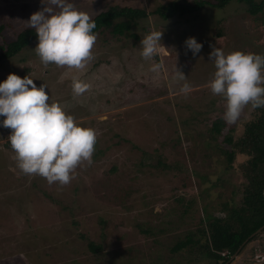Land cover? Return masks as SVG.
I'll return each mask as SVG.
<instances>
[{
  "label": "rangeland",
  "instance_id": "1",
  "mask_svg": "<svg viewBox=\"0 0 264 264\" xmlns=\"http://www.w3.org/2000/svg\"><path fill=\"white\" fill-rule=\"evenodd\" d=\"M172 1L193 0H71L89 15L120 5L149 16L132 28L136 37L110 29L96 33L93 59L83 69L43 66L36 42L0 64V81L15 73L43 83L49 103L58 102L97 135L93 163L79 165L61 186L23 174L7 138L11 130L0 127V264H208L189 256L201 253H170L198 231L202 218L218 213L220 202L231 197L228 190H238L235 201L241 198L240 170L226 169L224 157L210 145V124L222 117L225 101L210 91L216 69L208 54L214 46L225 54L264 55L261 33L252 28L264 11L250 15L244 3L233 0L221 10L192 13L183 24L151 15ZM42 7L41 0H0V45L31 28L28 19ZM154 30L162 31V46L144 59L140 41ZM188 37L203 45L195 56L184 44ZM154 63L160 65L156 72ZM175 66L191 84L187 94L180 92L184 81L176 79ZM74 80L89 88L75 95ZM250 113L246 106L225 131L234 127L238 133ZM226 133L215 136L219 143ZM160 154L167 171L152 166ZM176 197L184 198L180 205ZM191 201L190 212L182 214ZM89 242L99 246L96 255ZM243 249L230 264H264V235Z\"/></svg>",
  "mask_w": 264,
  "mask_h": 264
},
{
  "label": "clouds",
  "instance_id": "2",
  "mask_svg": "<svg viewBox=\"0 0 264 264\" xmlns=\"http://www.w3.org/2000/svg\"><path fill=\"white\" fill-rule=\"evenodd\" d=\"M41 3L44 7L32 13L27 24L35 30L38 42L34 51L42 65L85 68L93 59L95 21L88 13L79 11L71 0H41ZM161 36L162 31L154 30L140 41L142 58L154 57L162 46ZM184 44L194 56L203 47L195 37H188ZM208 56L216 69L209 88L225 101L222 119L227 125L235 124L246 106L264 107V55L239 50L225 54L213 46ZM159 68L154 63L151 71ZM175 77L184 81L180 92L189 93L191 84L176 66ZM88 88L83 81H73V93L77 96ZM49 99L43 83L37 86L27 75L21 78L9 73L0 81V117H3L0 127L11 130L7 138L23 174L39 175L49 184L63 186L73 179L72 173L79 165L93 163L97 135L95 129L77 124L58 102L49 103ZM247 242L225 264L241 255Z\"/></svg>",
  "mask_w": 264,
  "mask_h": 264
},
{
  "label": "trees",
  "instance_id": "3",
  "mask_svg": "<svg viewBox=\"0 0 264 264\" xmlns=\"http://www.w3.org/2000/svg\"><path fill=\"white\" fill-rule=\"evenodd\" d=\"M232 1L193 0L191 3L172 1L156 7L151 15L164 21H171L174 24L176 22L183 24L188 23L186 16L192 13L201 11L204 8H211L213 11L221 10L229 6ZM235 1L244 3L250 15H256L264 11V0ZM90 16L96 24L93 29L95 34L110 29L113 35L136 37L131 33L132 28L138 26L139 22L149 15L144 9L114 5L109 6L105 11ZM252 25L253 30L261 33L258 42L264 46V15L259 24H255L254 21ZM0 33H2V27H0ZM217 38L220 41L222 34L217 33ZM33 42L37 43L38 41L35 30L32 28L20 32L16 39L10 41L5 39L3 44L0 45V64L16 57ZM215 98L220 97L215 96ZM220 104L222 105V102ZM249 115H251V118L242 123L238 128V133H236L237 130H234V127L225 131L226 123L221 116L215 118L210 124V133L213 135L211 137L213 142L210 145L215 149L216 155L224 157L226 169L236 168L241 172V198L235 201L234 196L238 190L233 191L230 188L231 191L228 190V193L231 197L220 202L218 213L216 215L207 214L205 218H202L198 231L193 234L189 232L186 240L179 241L171 249V254L188 250L190 254L201 253V255H189L197 256L198 262L225 264L245 240H248V242L244 247L249 246L252 241L264 235L263 228L250 238L264 226V107L251 108ZM224 132L228 133L224 135L222 142L219 143L215 136H219ZM165 160L160 154L152 166L167 171L170 166ZM219 182L218 178L217 183ZM183 200V197H176L175 203L180 205ZM192 204V201L189 202V207L183 209L182 214H188ZM159 232L163 233L164 231L160 230ZM141 233L146 234L147 232L141 230ZM88 247L96 255L99 246L89 242ZM236 260L237 258L233 262Z\"/></svg>",
  "mask_w": 264,
  "mask_h": 264
},
{
  "label": "water",
  "instance_id": "4",
  "mask_svg": "<svg viewBox=\"0 0 264 264\" xmlns=\"http://www.w3.org/2000/svg\"><path fill=\"white\" fill-rule=\"evenodd\" d=\"M263 228H264V226H263V227H261L259 230H257V232H256V233H254L252 236H254V235H256L257 233H259V232H260V231H261ZM252 236H251V237H252ZM251 237H250V238H251ZM234 256H235V255H234Z\"/></svg>",
  "mask_w": 264,
  "mask_h": 264
}]
</instances>
